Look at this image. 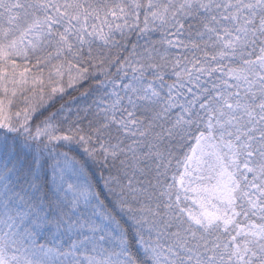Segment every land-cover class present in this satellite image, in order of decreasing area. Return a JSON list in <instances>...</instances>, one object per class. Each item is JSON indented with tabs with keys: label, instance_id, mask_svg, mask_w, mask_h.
<instances>
[{
	"label": "snow or ice",
	"instance_id": "snow-or-ice-1",
	"mask_svg": "<svg viewBox=\"0 0 264 264\" xmlns=\"http://www.w3.org/2000/svg\"><path fill=\"white\" fill-rule=\"evenodd\" d=\"M0 264H264V0H0Z\"/></svg>",
	"mask_w": 264,
	"mask_h": 264
}]
</instances>
